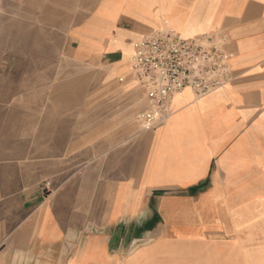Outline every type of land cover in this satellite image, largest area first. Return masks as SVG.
I'll use <instances>...</instances> for the list:
<instances>
[{"label":"crops","instance_id":"obj_1","mask_svg":"<svg viewBox=\"0 0 264 264\" xmlns=\"http://www.w3.org/2000/svg\"><path fill=\"white\" fill-rule=\"evenodd\" d=\"M163 27L224 29L234 78L145 130ZM0 264H264V0H0Z\"/></svg>","mask_w":264,"mask_h":264},{"label":"built area","instance_id":"obj_2","mask_svg":"<svg viewBox=\"0 0 264 264\" xmlns=\"http://www.w3.org/2000/svg\"><path fill=\"white\" fill-rule=\"evenodd\" d=\"M227 41L222 28L182 37L170 27L152 28L136 40L127 73L146 91V107L136 114V122L153 129L170 118L172 99L186 89L200 99L230 84L234 76L224 51Z\"/></svg>","mask_w":264,"mask_h":264}]
</instances>
